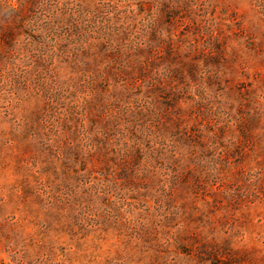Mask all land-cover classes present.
Here are the masks:
<instances>
[{
    "label": "rangeland",
    "instance_id": "374dc122",
    "mask_svg": "<svg viewBox=\"0 0 264 264\" xmlns=\"http://www.w3.org/2000/svg\"><path fill=\"white\" fill-rule=\"evenodd\" d=\"M0 264H264V0H0Z\"/></svg>",
    "mask_w": 264,
    "mask_h": 264
}]
</instances>
